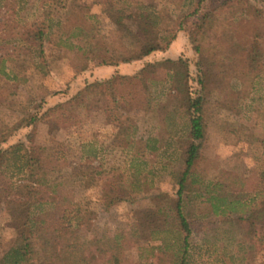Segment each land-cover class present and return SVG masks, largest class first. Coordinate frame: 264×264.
<instances>
[{
    "label": "rangeland",
    "instance_id": "obj_1",
    "mask_svg": "<svg viewBox=\"0 0 264 264\" xmlns=\"http://www.w3.org/2000/svg\"><path fill=\"white\" fill-rule=\"evenodd\" d=\"M42 1L6 0L10 7H24L0 9V151L28 144L32 127L12 135L10 131L22 120L68 101L86 82L134 77L148 64H157L141 79L118 81L111 88L100 85L84 110L42 115L34 141L54 155L49 182L58 199L52 207L80 209L74 224H79L81 241L115 239L136 264L160 260L173 264L184 237L173 229L172 208L190 140L182 95L174 89L173 71L165 62L183 59L192 77H200L199 57L189 34L179 32L168 50L143 60L112 71L94 68L78 76L83 58L76 56V50L83 43L66 38L82 26L93 53H131L136 50L131 45L136 25L130 20L117 24L123 10L128 14L147 7L157 20L167 19L166 28L177 32L198 0H62L51 10V41L38 68L13 52L12 39L18 26L43 20ZM193 20L185 21V26L190 28ZM206 32L208 81L202 94L208 128L197 176L206 184L225 178L234 191L224 190L223 195L235 200L234 178L250 184L264 174V0H251L248 6L218 17ZM191 88L194 96L201 89L196 81ZM4 138L6 143H1ZM21 164L13 150L0 156V247L12 233L9 224L26 214L24 198L9 191L10 182L22 183L17 174ZM194 196H187L184 203L188 219L197 224L193 238L197 246L190 248L189 264H262L264 253L239 247L236 228L220 223L211 207Z\"/></svg>",
    "mask_w": 264,
    "mask_h": 264
},
{
    "label": "trees",
    "instance_id": "obj_2",
    "mask_svg": "<svg viewBox=\"0 0 264 264\" xmlns=\"http://www.w3.org/2000/svg\"><path fill=\"white\" fill-rule=\"evenodd\" d=\"M209 2L215 4L211 9L206 7ZM250 2L251 0H198L197 7L185 14L183 21L178 24L179 31L177 32H171L170 28H166L167 19L159 17V22L152 13L147 11V7H138L136 12L131 10L128 14L123 10L118 17L117 24L130 20L136 25L135 32L131 33L133 40L131 45H135L136 50L131 53L115 55L109 50L93 53L94 50L87 48L89 35L82 26L75 28V31L66 38V41L73 38L83 43V46L78 45L76 50V56L83 58V64L77 66L76 76H78L94 68L117 67L120 64L143 60L153 53L168 50L177 39L179 32L189 34L190 41L199 57L197 65L200 77L196 79L192 77L189 64L183 59L165 62L171 66L173 71L174 89L182 95L180 105L185 109L188 117L190 140L185 169L177 183L175 205L172 208L173 229L184 237L180 250L173 254L176 258L173 264H189L190 248L197 246L196 241L193 240L197 234L195 227L197 224L195 220H189L184 212L185 198L193 194L194 197L200 198L202 202L211 207L212 216L221 219L220 223L236 228V241L239 247L246 249L247 246L248 250L255 249L259 253H264V174L254 178L250 184L242 178H234L236 182L232 181L231 185L236 186L235 200L230 199L229 194L223 195L224 190L228 193L234 191L231 186L227 185L225 178H218L215 182L206 184L197 176L208 128L203 114L205 97L202 94L208 81L206 62L209 50L204 44L208 36L206 29L213 27L218 17L240 10L248 6ZM59 4H62V0H43L41 8L45 12L43 20L36 19L29 25L18 26L17 33L12 39L13 52L33 61L38 68L46 60V47L51 41L50 32L53 20L50 13L52 8ZM10 5L6 0H0V9L14 11L13 6L18 10L24 7L21 4L11 7ZM189 19H194L190 28L185 26V21ZM163 33L167 35L164 36ZM156 65L148 64L138 75L130 78L116 75L103 83L86 82L84 88L68 101L56 105L42 115L48 117L51 112L61 109L84 110L89 107L90 97L100 85H108L111 88L118 81L141 79L147 76L150 69L155 68ZM194 81L201 88L195 93L196 96L191 88V82ZM38 115L22 120L9 133L12 135L22 127H32L28 135V144L18 143L12 148L0 151L2 157L11 150L20 155L22 164L17 168V174L22 175V183L10 182L9 191L24 198L27 204L25 216L9 224L8 230L12 233L9 237L3 238L1 242L0 264H136L126 258L123 246L115 239L81 241L78 236L79 224L77 226L74 224V221L80 218V209L68 212L59 206L52 207L58 199L55 186L50 185L49 182V176L53 171L51 159L54 155L49 148L42 145L37 146L34 141L38 124L42 121V115ZM1 143H6V139L1 140ZM45 206L50 208L46 209ZM262 261L264 264V259ZM159 264L165 263L160 260Z\"/></svg>",
    "mask_w": 264,
    "mask_h": 264
},
{
    "label": "crops",
    "instance_id": "obj_3",
    "mask_svg": "<svg viewBox=\"0 0 264 264\" xmlns=\"http://www.w3.org/2000/svg\"><path fill=\"white\" fill-rule=\"evenodd\" d=\"M107 68H108V67H107ZM109 69H110L109 71H112V70H113V68H112V67H110Z\"/></svg>",
    "mask_w": 264,
    "mask_h": 264
}]
</instances>
